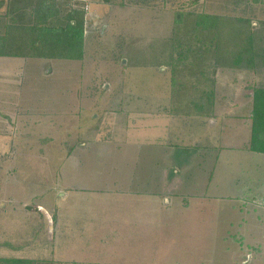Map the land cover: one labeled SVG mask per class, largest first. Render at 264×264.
<instances>
[{"label": "rangeland", "instance_id": "374dc122", "mask_svg": "<svg viewBox=\"0 0 264 264\" xmlns=\"http://www.w3.org/2000/svg\"><path fill=\"white\" fill-rule=\"evenodd\" d=\"M55 1L68 7L79 0ZM96 1L103 3L94 8L91 0H80L87 13L83 57L57 59L43 74L41 63L26 56L21 92L1 97L0 146L10 140L13 159L0 157V258L69 264L60 252L71 248L73 259L82 258L89 251L79 243L114 244L124 237L108 249L121 260L103 264H135V251L147 258L158 245L135 247L132 221L143 225L148 242L159 230L166 237L173 231L163 249L180 264H243L248 254L264 252V212L239 210L256 187H264V153L246 149L253 88L264 87V0ZM201 13L249 19L253 62L222 64L216 45L190 42L186 29ZM20 36L18 51L32 53L27 30ZM7 96L12 107L3 103ZM3 107L21 115L5 116ZM154 127L181 132L178 146L188 149L187 165L173 161L175 144L169 153L157 151L148 134L136 133ZM137 154L141 165L135 168ZM194 181L209 198L197 196ZM153 186L165 195H131L148 194ZM217 190L238 197L214 198ZM258 218L262 229H252ZM250 233L261 246L246 245Z\"/></svg>", "mask_w": 264, "mask_h": 264}, {"label": "crops", "instance_id": "0c3cea01", "mask_svg": "<svg viewBox=\"0 0 264 264\" xmlns=\"http://www.w3.org/2000/svg\"><path fill=\"white\" fill-rule=\"evenodd\" d=\"M27 1L29 2V0H27ZM53 1H55V0H53ZM83 1L86 2L87 0H83ZM91 1H92V5H94V8L97 6V4L99 5V3H103V2H97L96 0H91ZM95 1H96V3H95ZM26 4H27V2L25 0H0V34L3 33L4 29H2V28H4V27L11 30L10 34L12 35V37L17 39L18 42L20 43V45L18 46L19 49H22L21 48L22 41H21L20 33L25 32V30H28V28H29L28 25H32L35 22L34 21L35 20L34 15H35V8H37L36 2L34 0L31 1L30 7H26ZM104 4H105V2H104ZM94 10L96 11V9H94ZM95 11L93 13H96L95 17H98L99 13L95 12ZM86 15H87V13L85 14V16ZM31 58L32 59H30V60L32 62L41 63L40 66L42 68L41 71L43 74H44L43 71H45V70L48 71L50 69V67H52V63L58 59V58H45V57H37V58L31 57ZM58 60H60V59H58ZM45 64H47V65H45ZM27 65H28V58L26 56H2V55H0V102H2L1 97L5 96L4 93L9 92L12 89L14 90L13 93H17V92L20 93L21 92L22 87L24 85V83L22 81H23L24 75L26 73ZM44 65L46 66V68L44 67ZM5 102L10 107H12L11 102H13V99H11L10 96H7L3 100V103H5ZM250 109L252 110V107H250ZM1 114L5 115V116H16L18 118L21 115V112H19V111L17 112L16 110L9 111L6 107H3ZM1 121L3 123L7 122L5 119L1 120ZM214 123L215 122L212 121L213 125H214ZM250 124H251V114H250ZM155 128L156 127H154L153 129H146V131H144V132L139 131L136 133L138 136H139V133L143 134L144 136L146 134H148L147 139L152 143V146H151L152 149H155L157 151H160L161 149H166L169 153V149L171 148L170 147L171 144H175V146L177 148L181 147V146H178V145H180V144H178V141L183 143L181 132H178L179 134L177 133L178 134V137H177V134L170 131L169 129H155ZM122 131L124 132V129H122ZM250 134H251V126H250ZM171 135H173V137ZM138 142H140V141H137V143ZM167 143H169V145ZM135 144H136V142H135ZM249 146H250V137H249V140L247 143V148H246L247 150H250ZM11 147H13V144L10 145V140L8 143L2 144L0 146V157H7L9 159H13L11 157L12 155L8 152V150L11 149ZM168 153H166V154H168ZM166 154H164V157L160 161V165L163 167L162 174H163L164 180L166 177L167 168L169 167V165L167 164L168 161H167L166 156L170 155V154H168V155H166ZM182 154L184 157H181ZM188 154L189 153H188L187 147H183L182 149L179 148L176 152V155H175L173 161L176 163V165L177 164L179 166L185 165L187 163L186 159H187ZM137 158H138V154H137L136 159ZM136 159H135V168H136V166L141 165L139 162V158H138V160H136ZM4 161H5V159H4ZM201 162H203L204 166H207V159H206V161L204 159H201ZM3 167H4L3 165H0V168H3ZM8 170H9V173L12 172V167L11 168L9 167ZM204 171H205V169H204ZM182 174H184L183 171H181V175ZM168 175H170V174L168 173ZM196 183L199 185L198 188H195V190L197 189V192H198L197 196L199 197V195L201 193H204V188H203L204 186L202 184H200L199 182L194 181V187H195ZM219 183H221L222 185L226 184L225 180H223V179H220ZM228 184H230V182H228ZM155 187L156 186H153L154 189L147 190L146 193H148V194H144L145 191L143 192V191L136 190L135 192H131V195L132 196H134V195L135 196H140V195L146 196V197H150L149 199L158 198L162 194L165 195L166 192L163 193V191L155 189ZM91 189H93V188H91ZM94 190H97L100 192L106 191V190L99 189V188H96ZM140 192L142 194H139ZM122 194H124V193H122ZM216 195H219V196L213 195V197L214 198L215 197H218V198H222V197L236 198V197H238V196H236V197L233 196L232 192H227V190H226V192H221V191L217 190ZM200 198L206 200L209 197H207L204 194H201ZM36 207H37V209L39 208V210L44 211L49 217L50 214L47 210H45L43 207L38 206V205H36ZM29 209H35V206L32 208H29ZM239 210H241V212H244V213H246V215H249V216L252 213H254V214H252L251 216H255L256 214L261 215L259 213L264 212V187L263 186L262 187H260V186L256 187L255 194L252 196L251 199H247L244 207H241ZM58 215H59V213H58ZM60 219H61V217L59 216L58 225L60 223ZM263 221H264V219H263ZM257 222L258 223H255L254 224L255 226L252 229H258V228L262 229V225L259 221V218H258ZM131 223L132 224H130V226H131L130 231L132 234H131L130 238L135 237V239L133 240V241H135V243H134L135 247L146 246V245H151V246L156 247L158 245V249H156V251L153 252V256L148 255L147 258L142 259L141 257L137 256L138 252L135 251V260L132 259L133 261H135V264H180L181 259L177 260V258L174 259V258L170 257L166 253V250L163 249V246H165V247L170 246L168 244V240H169L168 238L172 234L173 231L171 233L169 232L170 235H168L166 237V235H164V234L162 235L160 233L161 230H159L158 233H155L156 234V238H155L156 241H153L154 239H152V240H149V242H148V241H146L147 236L142 229L143 225H141L139 223H135L134 221H132ZM89 224H91V223H89ZM165 225H167V224H165ZM90 226L92 227V225H90ZM175 226H178V225L176 224ZM246 226L247 225L241 224L240 229L244 231ZM248 227H249V229H251V227L249 225H248ZM156 229H162V230L165 229L166 230V227L164 225L163 226L158 225L156 227ZM85 231L87 232L88 230L86 228H83L82 233ZM243 231L241 232V235H244ZM85 234H87V233H85ZM180 235L182 237L184 235V231H180ZM245 235L247 236V240H251L250 243H248V241H247L246 245H256V246L262 245V242H254V240H257V241H260V240L256 239L253 236V234L250 233V234H245ZM123 238L117 239L114 242V244H112L111 241H106V240L101 241L99 239L94 240L91 244L79 243L78 245L83 246V252L84 253L86 250L89 251V254L88 253H87L88 255L85 254V256H83L82 258L73 259L72 256H70V255H72L70 253L71 248L67 249L66 253L61 254V252H60L59 256L66 254V256H64V258L67 259L69 264H79V261L80 262L81 261L82 262H91V263H95V264L118 262L121 260V258H118V253H116L117 251H115V250L111 251L108 249H109V246L117 244V242L119 240H123ZM125 238H127V237H125ZM69 241H70L69 239L66 241V245L64 247L65 249L68 246ZM145 241L148 244H146ZM97 242H98V244H96ZM20 245H22V243ZM56 246L57 247L59 246L58 243H56ZM84 246L85 247L88 246L89 248L85 249ZM97 246H99L100 248H97ZM5 247H6V243L4 244V246L2 248H5ZM91 248H94L96 250V252H98V254H95V256H93V252H92ZM17 249H18V246H17ZM102 250H103V252H102ZM184 252H186V254H188L187 248L185 249ZM109 253H111L112 256H110ZM246 255L247 254H245L244 256H246ZM254 255L256 257L255 256L252 257L253 259L251 258V255H249V254L246 256V258H243V259H245L243 264H249V263H251V264H262L264 262V252H260L259 255H257V254H254ZM3 257H5V256H3ZM13 257H15V256H13ZM15 258H18V257H15ZM127 259L128 258H125V260H127ZM191 259H194V258H191ZM97 262H101V263H97Z\"/></svg>", "mask_w": 264, "mask_h": 264}, {"label": "trees", "instance_id": "16d2710c", "mask_svg": "<svg viewBox=\"0 0 264 264\" xmlns=\"http://www.w3.org/2000/svg\"><path fill=\"white\" fill-rule=\"evenodd\" d=\"M25 1L26 7H30L33 0ZM34 1L37 5L34 15L35 25H28L27 30L31 39L28 43L32 45L33 52L24 54L23 51H18L20 43L12 37L11 30L5 28L0 34V55L80 60L84 53L86 12L83 9V3L78 1L75 5L66 7L53 0ZM191 2L193 4L196 0ZM178 23L182 25L183 22L178 20ZM186 32V36L190 37L189 41L194 39L195 46L198 44L199 48L216 45L218 47L216 58L219 63H251L254 60V44L249 19L242 17L229 19L226 16L208 13L196 14ZM188 46L194 47V44L190 43ZM253 89L249 149L264 153V87ZM39 262L41 261L35 259L0 258V264H37Z\"/></svg>", "mask_w": 264, "mask_h": 264}, {"label": "water", "instance_id": "95a60500", "mask_svg": "<svg viewBox=\"0 0 264 264\" xmlns=\"http://www.w3.org/2000/svg\"><path fill=\"white\" fill-rule=\"evenodd\" d=\"M38 210H39V208H38Z\"/></svg>", "mask_w": 264, "mask_h": 264}]
</instances>
